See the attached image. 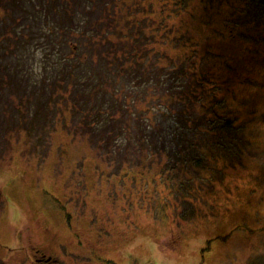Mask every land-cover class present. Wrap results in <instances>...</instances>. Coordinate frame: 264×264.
<instances>
[{"label": "trees", "instance_id": "16d2710c", "mask_svg": "<svg viewBox=\"0 0 264 264\" xmlns=\"http://www.w3.org/2000/svg\"><path fill=\"white\" fill-rule=\"evenodd\" d=\"M27 1L28 6H25L23 12L17 16L18 0H0V12H3V15L0 14L3 17V20L0 19L2 20L1 22L6 20L4 19L5 16L7 18L10 16L12 19L17 16L16 22L24 18V25L19 26H16L15 23L7 26L6 21L3 22L0 26V42L8 47V52L12 56L15 55V62L11 70L13 79L10 81L12 82L14 93L10 95V98L14 100V103L15 98H18L16 100V108L12 109V111L18 112L20 117H23L26 111L33 107V103L21 100L22 96H24L21 94L23 93L21 87L17 85V91L15 89L16 57L19 66L23 64L24 68H26L27 64H33L34 67L43 70V74L47 73V80H44L45 78L43 79L44 81L41 80L45 94L37 102L36 111H31L34 120L38 118L41 108L46 111L43 129L40 130L37 125L32 129H28V137L37 140V146L41 148V151L43 152L47 148L48 133L52 135L58 132L64 138L67 135V140L69 141L76 124H81L82 131L84 128L87 131L84 134V139H88L93 145H96L103 152L107 151L109 156L117 158L119 161H122V159L132 160L133 164H135L136 168L123 167L121 169V173L125 174V180L122 179L125 185L122 190L123 198L130 200L131 194L136 193L130 188V185L142 187L143 180L140 182L138 178L145 174L144 171H141V168H145L159 177H155V180L153 179L158 190L160 186L162 187V183L165 182L166 188L173 192L178 202L192 201V203L197 204V206L193 205V209L185 210L184 215L179 214L178 216L177 214L180 221L189 222L198 216L199 211L202 209L198 206L200 202L210 203L208 213L216 219L220 215L222 216L225 210L230 211L232 209V200L226 199L223 191L226 190L225 186H228L226 182L236 172L237 166H233V164H229L222 159L228 155L226 152L229 149L226 146L223 147L220 138H217L219 142L216 146L208 147L206 151L207 144L204 138L214 133L223 134L230 143L240 147L243 144L240 140L243 137L240 130L244 124L240 122V119L244 114H254V110H251L248 106H243L244 100L238 94H248L247 97L251 102V107H258L261 106L260 103H264L263 93L251 86V74L253 72L244 67L241 62L242 59L236 56L230 58L224 55L223 57L222 53L216 56L220 62L216 63L214 53L199 49L193 40L187 39L188 37L185 36L184 30L171 28L172 32L170 34L166 33L170 28H163L165 33L156 45L155 57L152 61V63L160 65V73L156 67H151L155 69L152 72L151 68L146 67L139 61L132 63L133 66L129 71V84H134L138 90L148 87L149 90H156V93L147 97L146 105L148 110L145 112V120H142L140 116L137 117V115L128 118L132 106L128 95L121 94L118 98L112 96L108 102L94 103V100H92L94 92L90 90L89 85V81L93 80V73L97 71V77H101L104 67L107 68L105 73L114 71L115 73H121L125 77L126 73L124 70L127 65L120 61H111L115 58L126 57L125 51L123 49L120 50L114 43L109 44L105 51H102L99 55L102 63L96 66L98 69L92 71V75L89 78V71L85 68V65H88V61L83 63L84 67L82 69L78 67L75 70L73 68L75 65H71V61L74 59V44L63 43L64 32L66 35H71V32L66 27L67 24L78 23L80 27L94 25V21L97 19L96 11L91 8L94 0H48V2L44 1L43 5H39L40 0ZM98 1L100 2L98 5L100 7L102 0ZM173 1H175L178 9L186 11L190 0ZM200 1L202 0H195L196 3ZM252 3L257 8H261L264 13V0H252ZM192 9H195V6ZM189 13L192 14L190 11ZM153 19L157 22L158 17L155 16ZM31 21L36 23L37 28L31 25ZM42 22H45L48 27L51 26L53 33H51L52 28L43 26L44 23ZM30 25L32 28H29ZM83 29L87 33L90 31L87 28ZM174 32L177 35L173 34ZM82 34L83 36H80V38L90 42V39L85 37L88 34ZM28 38L34 42L35 46L33 48L27 44H25L26 46L23 45L22 39L25 42ZM91 38L94 43L96 39L92 36ZM65 45L67 47L70 46L71 54H68L65 47H63ZM28 49L33 51L34 57L46 56L49 59L48 64L44 60L31 62L29 60L31 53ZM248 49L252 50L251 48ZM131 57L134 60H139L132 53ZM242 57L246 63L247 58L244 55ZM172 58L176 60L175 67H169ZM137 65L139 68H137ZM262 66L264 67V65ZM9 67L6 66V69L10 70ZM238 69H244V72L241 73ZM258 70L262 73L264 72L260 69ZM259 71L255 70V76L259 75L260 79H257L264 85V74H260ZM232 80L234 81L232 82ZM5 87L1 85V89ZM99 89L101 88L98 79L95 90ZM137 91H133L130 94H135ZM157 91L162 93V95H157ZM15 92H18V94ZM27 92L35 95L34 88L29 89L27 87ZM155 101H158L159 110ZM27 102L30 105H25ZM125 104H130L129 108H126ZM53 108H55L54 111ZM162 109H165L166 113H168L166 109L170 110L166 114V121H164L160 113V111L163 112ZM12 111L10 109L4 110L8 118L12 116ZM157 111L158 121H156ZM205 112V117H203ZM254 116L256 118V115ZM177 117L188 120V130H181L183 124L181 120H175L174 125L171 124L174 118L176 119ZM142 121L145 122L144 127L142 126ZM14 127H8L3 137H0V156L11 145L13 135L22 131L27 132L25 126ZM189 134L190 137H188ZM44 136L46 140L42 143ZM147 143H149V147L147 146L140 153L139 148ZM76 145L79 153L83 151V148H86L81 143L78 144L76 142ZM215 147L218 148V151H215ZM63 149V142H59L57 146L50 143L48 155L43 158L42 163H32L31 170L32 168H39L34 170V172H31V170L27 172V169L9 170V178L3 182L4 194L8 197L11 188L16 189L17 185L22 187L24 192L22 190L21 192L25 206L29 208L34 220L32 227L35 234L33 233V236L34 238H40L43 245L49 241V246L45 247L48 250H46L47 256L48 258L51 256L54 261H57L56 264H85L88 260L90 263L86 264H104L100 261L90 260L101 255L119 264H128L127 260L122 263L126 259V254L119 249L118 244L114 246L113 241L116 239H105L101 233L103 228L100 225L94 226L95 222L90 219L88 210L97 218L100 217L101 222L103 220V216L97 214L98 203H101L103 196L97 193L96 173L95 169H91L93 165L91 164L90 167L82 170L85 175V185H82L84 186L83 191L79 189L78 194L73 188L68 191L66 185L69 180L73 179L74 173L78 170H71L69 164L65 167ZM85 150L87 151V149ZM120 152L123 153L120 154ZM92 153L94 152L92 151ZM143 153L146 155L145 160L152 161L149 168L144 163ZM90 154L86 153L85 157L97 162ZM140 158L142 159V165L140 164ZM110 161L113 162L114 159L111 158ZM191 161H193V168L190 166ZM192 170H196V177L191 174ZM60 171L61 174H58ZM135 171L138 172L139 176L135 174ZM38 175H41V177H38ZM214 177L223 178L219 182L214 180ZM8 179L9 181L7 182ZM37 180H40L48 192L54 195L53 198L56 201L59 198L62 200L58 202L77 204L80 220L71 216L63 217L58 212L43 207L42 203L29 197L28 190L35 187ZM170 181H172V185ZM217 186H223V190H218ZM226 192L228 197H232L233 191L230 187ZM159 195L161 201H163L162 190H159ZM152 198L153 195L150 193L147 196V200L151 201ZM222 200L226 203L224 208L220 203ZM211 201L213 202L211 203ZM239 201L236 202L235 207ZM227 203L230 206H227ZM177 207L176 205L175 211ZM166 209L169 211L172 208L170 205L165 204L163 210L166 211ZM108 222H111V218L108 219ZM127 223L129 221L122 225H127ZM134 224L137 229L135 230L134 228V231L138 233V236L143 235L145 226L141 223L136 224L134 222ZM124 235L125 228L123 227L122 239H124ZM91 243L93 245L89 247ZM62 244L64 247H61ZM113 246L121 254L114 259L107 255L110 252L108 251L109 248L111 249ZM210 246L211 244L208 241L203 252L208 251ZM261 257L263 259H257L256 257L249 264H264V255ZM19 258L20 255H18ZM30 264L33 263L30 262Z\"/></svg>", "mask_w": 264, "mask_h": 264}, {"label": "rangeland", "instance_id": "374dc122", "mask_svg": "<svg viewBox=\"0 0 264 264\" xmlns=\"http://www.w3.org/2000/svg\"><path fill=\"white\" fill-rule=\"evenodd\" d=\"M44 1L48 2V0H40L39 5H43ZM99 3L98 0H94L91 5L92 10L97 13L94 25L80 27L78 23L67 24L66 27L71 35H66L64 32V41L62 40L64 44L65 42L67 44L71 43L70 45L74 44V59L71 61V65H75L73 67L75 70L78 67L82 69L84 67L83 63L88 61L85 68L89 71V78L92 71L98 69L96 66L102 63L99 55L102 51H105L109 44L114 43L120 50L125 51L126 57L111 60L120 61L127 65L124 70L125 77L114 71L105 73L107 71L105 67L101 77H97V71L93 73L94 77L93 80L89 81V85L90 90L94 92L92 95L94 103H105L112 96L118 98L119 95L126 94L130 97L129 100L132 103L128 118L137 115V117L140 116L142 120H145V112L148 110L147 97L154 95L156 90H149L148 87L136 89L134 84H129V71L133 66L132 63L139 61L148 68L156 67L160 73V65L152 63V61L155 57L156 45L165 33L163 28H170L166 31L170 34L172 32L171 28L184 30L187 39L193 40L199 49L214 53L216 63H220L216 56L222 53L223 57L224 55L230 58L236 56L242 59L241 62L244 67L253 72L251 74V86L264 95V85L257 79H260V76H255V70L264 71L262 66L264 65V13L261 8L253 5L252 0H202L199 3L190 0L186 11L178 9L173 0H102L100 7L98 6ZM25 6H28V1L18 0L17 16L23 12ZM194 6L195 9H192ZM0 14L3 15V12L1 11ZM1 15L0 19L3 20ZM17 16L13 19L10 16L8 18L5 16L7 26L14 23L16 26L24 25V18L16 22ZM155 16L158 17L157 22L153 19ZM2 20H0V26L5 22H1ZM42 23H44L43 26H46L45 22ZM31 25L37 28L35 22L31 21ZM31 25L29 28H32ZM46 27L52 28L48 25ZM83 28L89 29V33ZM51 31L53 33V28ZM81 33L88 34L85 37L90 39V42L80 38V36H83ZM91 36L96 39L94 43ZM180 39L183 41L182 38ZM22 43H24V46L27 44L32 48L35 46L30 38L25 42L22 39ZM63 47H65L68 54L72 53L70 52V46L65 45ZM28 51L31 53V57H29L31 62L44 60L48 64L49 59L46 56L34 57L33 51L29 49ZM131 53L139 60H134ZM242 55L247 58V65ZM14 58L15 55L12 56L8 52V47L0 42V137H3L8 127L13 126H15L14 128L25 126L27 132L22 131L13 135L11 145L1 153L0 162L7 163L13 169L26 170L31 163H42L43 158L48 155L50 143L57 146L59 142H63L65 167L69 164L71 170H78L74 173L73 179L68 181L66 188L68 191L73 188L77 194L79 189L83 191L84 186L82 185H85V175L82 170L87 169L92 164L91 169H95L96 173L97 193L103 196L97 208V214L103 216V223L100 221V217L97 218L88 210L89 216L95 222L94 226L100 225L103 228L101 232L103 236H106L108 240L116 239L113 241L114 246L118 244L119 249L126 254V259L122 263L127 260L128 264H249L256 257L257 259H263L261 256L264 255V103L259 102L261 106L251 107V102L247 97L248 94H238L244 100L243 106H248L251 110H254V114H244L240 119V122L244 123L240 130L243 134L240 139L243 144L240 147L230 143L223 134L214 133L204 138L207 144L205 151L208 147L216 146L219 142L217 138H220L223 147L226 146L229 149L226 152L228 155L222 159L229 164H233V166H237L236 172L226 182L233 191L232 197H228L226 194L228 186H225L226 190L223 191L225 198L232 200V209L230 211L225 210V213L216 219L208 213L210 203L200 202L198 206L202 209L199 211L198 216L189 222L180 221L179 214L184 215L185 210L193 209V205L197 206L196 203H192V201L178 202L173 192L166 188L165 182L162 183V187H159V190L163 192V201H161L158 187L154 181L155 177H159L145 168H141V171H144L145 174L138 178L140 182L143 180L142 187L130 185V188L136 193L131 194L130 200L123 198L122 190L125 185L122 179L125 180V174L121 173V169L123 167L136 168L135 164L132 160L122 159V161H119L117 158L109 156L107 151L103 152L96 145H93L88 139H84V134L87 131L85 128L82 131L81 124H76L69 141L67 135H65V139L58 132L52 135L48 133V145L46 150L42 152L41 148L37 146V140L28 137V129H32L36 125L40 130L43 129L46 111L41 108L36 120L33 119L32 112L36 111L37 102L45 94L41 80L44 78V80H47V73L43 74V70L34 67L33 64H27L26 68L23 64L19 66L16 57L15 89L17 91V85L21 87L23 89L21 94L24 95L21 100L33 103V107L29 111L27 110L23 117H20L18 112L12 111L16 108L18 98H15V103L10 98V95L14 93L12 82H10L13 79L11 70L15 62ZM170 62L172 65L169 64V67L176 66L175 59L172 58ZM6 66H10V70H7ZM137 68H139L138 65ZM151 71L154 72L155 69L151 68ZM238 71L243 73L244 69H238ZM260 74H264V72H260ZM98 79L101 89L96 91ZM1 85L6 87L1 89ZM27 87L29 89L34 88L35 95L31 92L26 93ZM133 91L137 92L130 94ZM15 93L18 94V92ZM158 94L162 95L157 91ZM155 104L159 110L158 101H155ZM25 105L30 104L27 102ZM129 106L130 104H125L126 108H129ZM5 109L12 111L10 118L4 112ZM54 110L55 108H53ZM166 111L170 112L169 109H166ZM160 113L166 121V114L168 113L165 112V109ZM205 114L206 112L203 117H205ZM254 115H256V118H254ZM157 116L158 111L156 121H158ZM175 120H181L183 123L181 130H188L189 123L187 119L177 117L174 118L171 124L174 125ZM141 123L144 127L145 122L142 121ZM196 124L200 126L198 122ZM188 137H190V134ZM42 139V143H44L46 137L44 136ZM76 142L84 145L88 152L83 148V151L79 153ZM147 146L149 147V143L141 146L139 152L142 153ZM214 149L218 151L217 147ZM86 153L92 155L97 162L86 158ZM122 153L120 152V154ZM142 156L146 167L149 168L152 161L145 160L146 155L144 153ZM111 158L114 159L113 162L110 161ZM140 164H143L141 158ZM190 166L193 168V161L190 162ZM58 174H61V171ZM135 174L138 175V172L135 171ZM191 174L196 177V170H192ZM38 177H41V175H38ZM214 178V180L220 182L223 177ZM170 184L172 185V181H170ZM217 189L222 191L223 186H217ZM19 190L23 191L22 187L17 185V188H11L9 193L13 198L18 199L21 198ZM28 193L29 197L42 203L43 207L52 209L63 217L72 216L75 219V215L71 210L72 203L56 201L53 198L54 195L48 192L40 180L35 182L34 188H29ZM150 193H152L153 198L148 201L147 196ZM237 201L239 202L235 207ZM220 203L223 208L226 206L223 200ZM3 204L5 207L14 209L11 198L9 199L7 196L4 197ZM165 204L170 205L172 209L164 211ZM176 205L178 207L175 211ZM227 206H230V204L227 203ZM214 214L216 213L214 212ZM31 217H33L32 214ZM20 218L24 220V217L19 214L14 217L17 235L24 230L26 225L21 222ZM109 218H111V222H108ZM128 221L127 225H122ZM134 222L145 226L143 235L138 236V233L134 231V228L137 230ZM31 223L34 224L33 218ZM123 227L125 228L124 239H122ZM211 237L213 238L209 239ZM208 241L211 246L206 253H203ZM92 245L91 243L89 247ZM114 246L111 249L109 248L108 251L110 252L107 254L113 259L121 255L118 250H115ZM115 253L118 255L116 256ZM90 260L100 261L104 264H119L104 255Z\"/></svg>", "mask_w": 264, "mask_h": 264}, {"label": "flooded vegetation", "instance_id": "af4514ba", "mask_svg": "<svg viewBox=\"0 0 264 264\" xmlns=\"http://www.w3.org/2000/svg\"><path fill=\"white\" fill-rule=\"evenodd\" d=\"M31 166L32 163L27 166L29 167L27 172L31 170ZM12 169L13 168L9 167L8 164L0 162V264H30V262L33 264H56L57 261H54L51 256L49 258L47 256L48 250L45 247L49 246V241L43 245L40 238H34L33 236L35 234L33 230L34 228L32 227L34 224L31 223L33 217H31L29 208L25 206L21 190H19L21 198L17 199L13 198L10 194L8 195V198H11L14 205L13 210L5 207L3 204V199L6 196L3 192V182L9 178V170ZM31 172H34L33 168ZM8 181L9 179L7 182ZM57 200L60 201L62 199L57 198ZM71 207L75 219L80 220V217L78 216V205L73 204ZM17 214L24 217V220L21 218L20 220L22 223L26 224L24 230L18 235L14 219ZM103 237L107 239L106 236ZM24 241L26 242L23 243ZM206 252L207 250L203 253ZM18 255H20L19 259ZM86 263H90V261L88 260Z\"/></svg>", "mask_w": 264, "mask_h": 264}]
</instances>
